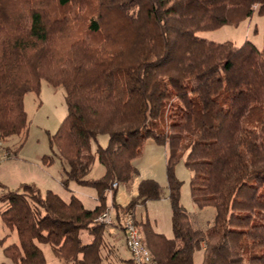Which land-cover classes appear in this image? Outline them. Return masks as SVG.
Listing matches in <instances>:
<instances>
[{
  "label": "trees",
  "instance_id": "trees-1",
  "mask_svg": "<svg viewBox=\"0 0 264 264\" xmlns=\"http://www.w3.org/2000/svg\"><path fill=\"white\" fill-rule=\"evenodd\" d=\"M256 10L264 12V0H0V150L15 157L27 139L25 95L39 93L43 80L63 87L68 113L43 160L57 156L65 188L94 187L99 200L89 209L75 194L66 201L34 184L8 190L0 213L19 242L5 247L6 256L47 264L39 243H48L64 264H102L104 225L95 219L112 183L139 175L134 160L153 138L169 144L173 237L137 223L150 263L194 264L201 247L202 264H264V47L197 35L239 25ZM101 134L108 143L93 151ZM14 136L16 148L5 146ZM181 159L192 172L193 202L216 210L207 228L194 225L181 201ZM96 160L105 172L94 179ZM164 195L157 180L141 179L116 210L118 227L124 212ZM82 229L94 235L91 243Z\"/></svg>",
  "mask_w": 264,
  "mask_h": 264
},
{
  "label": "rangeland",
  "instance_id": "rangeland-1",
  "mask_svg": "<svg viewBox=\"0 0 264 264\" xmlns=\"http://www.w3.org/2000/svg\"><path fill=\"white\" fill-rule=\"evenodd\" d=\"M197 35L216 42L230 40L237 46L242 45L246 40H250L260 49H263L264 12L260 13L256 10L251 17L243 20L239 25H225L215 30L198 32ZM24 103L29 120L27 140L15 157H9L7 150L10 148H7V150H0L2 164L0 173V196L8 190L22 189V185L28 183L34 184L42 193H45L48 189L57 192L60 190L61 193L68 195L69 198V196H71L70 194H72V187L80 184L71 181L69 183V188H65L62 183L63 174L61 173L60 159L57 156L54 157L51 164H47L43 160L45 155H53L50 138L59 129L68 113V106L65 100V89L63 87L54 88L47 81L43 80L40 92H28L25 95ZM17 138L5 142V146L6 144L10 145V147L15 146V142L17 143L19 141V138ZM152 142L158 146L157 152L150 147ZM99 143L104 146L107 145L108 135L101 134L98 137V142L93 141V151L96 150ZM14 148H16V146ZM142 150L143 153L140 157L134 160L139 169V175L129 184L120 183L118 188L112 190L113 193H110V191L107 192V205L105 210L107 208L113 210L116 226L118 223L116 219V210L119 209L118 207L121 208L126 206L133 195L137 194V185L141 178H153L164 187L165 195L161 199L149 200L145 204L137 205L134 209V214L139 223L143 224L149 222L153 229H159L163 231L162 233H164L165 236L171 238L173 237L172 206L167 196L168 180L166 161V157L169 156L170 151L169 144H159L156 143L153 138H148L144 142ZM103 171V165L96 160L89 177L97 179L103 175ZM175 173L177 177L183 181L181 187V201L190 213L194 225L202 229L211 226L214 221L215 208L205 207L201 209L193 202L190 191V178L192 172L185 165L183 159L175 165ZM82 187H84L86 192V194H84L85 203L88 206L94 205L97 198L96 189L86 185ZM5 203L6 202L0 201V211L6 208ZM126 213L129 212H124L123 214ZM105 228L106 226L104 225V230ZM117 228L120 231L123 230L120 227ZM140 230L145 239L144 231L141 227ZM18 242L16 230L10 229L6 225L0 213V264H20L6 256L4 252L6 246ZM40 245L44 251L47 264H61V259L55 255L50 244L40 243ZM120 256L127 258L129 254L126 249L121 248L119 257ZM203 257V248L200 247L196 249L194 253V264H202ZM62 262L64 261L62 260ZM132 264H134L133 260Z\"/></svg>",
  "mask_w": 264,
  "mask_h": 264
},
{
  "label": "crops",
  "instance_id": "crops-1",
  "mask_svg": "<svg viewBox=\"0 0 264 264\" xmlns=\"http://www.w3.org/2000/svg\"><path fill=\"white\" fill-rule=\"evenodd\" d=\"M13 138L16 139L17 136H14ZM150 147L155 152H157V149H158L157 147L158 146L153 144V142L150 144ZM165 154H166V150H165ZM167 155H168V153H167ZM166 161H167V157H166ZM60 165H61V173L64 175V169H63V164H62L61 160H60ZM135 165H136V163H135ZM1 168H2V164H1V159H0V173H1ZM104 172H105V168H104L103 174H104ZM191 176H192V173H191ZM141 179H143V178H141ZM138 184H139V182H138ZM82 186L83 185L73 186L72 187V194H75L82 201V203L84 204V206L86 208H89V209L95 208L99 204L98 195H97V198H96V200L94 202V205L88 206L85 203V199H84V194H86V192H85L84 187H82ZM137 187H138V185H137ZM54 192L59 194L66 201H69L71 196H72V194H70L71 196H69V198H68V195H64L63 193H61L60 190H58V192L54 190ZM215 215H216V210H215ZM215 215H214V219H215ZM134 219L136 220V222L138 224H140L138 222L135 214H134ZM117 227H118L117 225L115 227L114 226H106L105 230L103 231L104 232L103 233V242H102V245L100 247V252H101V256H102V264H130V263L132 264V261H131L132 254H131V251L129 250L127 239H126V236L124 234V231L123 230L120 231ZM154 230L156 232H158V233H162L163 232V231H161L159 229H157V230L154 229ZM79 235H80V238L82 239L84 244H89V243H91L94 240V235L87 229H82L79 232ZM18 240H19V238H18ZM39 246L41 247L40 243H39ZM121 248L122 249H126L127 253L129 254V256H127V258H123L121 256L119 257L120 252H121ZM61 264H64V262H62V260H61Z\"/></svg>",
  "mask_w": 264,
  "mask_h": 264
},
{
  "label": "built area",
  "instance_id": "built-area-1",
  "mask_svg": "<svg viewBox=\"0 0 264 264\" xmlns=\"http://www.w3.org/2000/svg\"><path fill=\"white\" fill-rule=\"evenodd\" d=\"M3 144L4 142L0 138V149L2 148ZM118 187L119 183L114 181L111 185V188L109 189L110 193H113L112 190ZM95 221L105 226H115L116 223L113 210L110 208H107L100 215H98ZM121 226L125 233L134 264H149L152 260V253L148 248L144 237L142 236L140 227L135 221L133 213L129 212L122 216Z\"/></svg>",
  "mask_w": 264,
  "mask_h": 264
}]
</instances>
